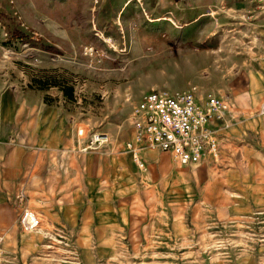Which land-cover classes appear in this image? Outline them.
Masks as SVG:
<instances>
[{"label": "crops", "instance_id": "crops-1", "mask_svg": "<svg viewBox=\"0 0 264 264\" xmlns=\"http://www.w3.org/2000/svg\"><path fill=\"white\" fill-rule=\"evenodd\" d=\"M112 2L117 21L130 22L141 0ZM146 2L138 20L153 24L150 39L167 28L169 37L187 41L205 35L208 24L209 37L226 39L219 65L227 72L225 88L204 80L201 93L225 96L232 105L223 118L210 121L218 156L182 165L168 151L146 149L142 168L124 150L133 127L101 147L83 149L87 138L78 136L64 99L12 79L9 67L0 66V232L9 264L187 262L171 248L217 245L218 236L245 222L250 200L264 198V110L257 109L264 103V7L255 0ZM66 5L73 18V0ZM221 7L232 14L224 17ZM32 9L34 20L21 14L40 57L44 48L38 44L50 40L54 51L58 23L68 19ZM214 60L201 68L215 69ZM25 206L41 218L30 232L18 223Z\"/></svg>", "mask_w": 264, "mask_h": 264}, {"label": "rangeland", "instance_id": "rangeland-1", "mask_svg": "<svg viewBox=\"0 0 264 264\" xmlns=\"http://www.w3.org/2000/svg\"><path fill=\"white\" fill-rule=\"evenodd\" d=\"M67 1L0 0V66L9 67L12 79L46 90L57 100L64 99L74 112L77 134L84 128L83 134H78L87 138L83 149L93 148L84 147L94 132L108 133L105 143L125 136L132 127L133 105L151 88L179 89L196 84L204 99V80L226 85L227 72L219 69L226 53V39L209 37L210 24L207 33L198 38L185 41L169 37L168 29L160 28V38L153 40V24L138 20L144 19V9L148 10L146 0H141L136 18L130 22L117 21L112 0H73V18L67 15ZM104 1L113 6L107 7ZM31 6H37L48 18L58 14L60 19H68L58 23L54 51L50 40L38 44L44 48L40 57L33 49L34 38H30L33 29L24 24L21 14L25 11L33 19ZM221 8L224 17L232 14ZM218 26L226 30L225 24ZM47 47L50 50L46 51ZM216 52L219 55H214ZM213 58L215 69H208V65L207 69L201 68ZM257 109L263 111L264 103ZM218 237L220 242L214 246L171 248L172 255L182 254L189 259L171 264H264V198L251 199L245 222L238 224L234 233Z\"/></svg>", "mask_w": 264, "mask_h": 264}, {"label": "built area", "instance_id": "built-area-1", "mask_svg": "<svg viewBox=\"0 0 264 264\" xmlns=\"http://www.w3.org/2000/svg\"><path fill=\"white\" fill-rule=\"evenodd\" d=\"M264 7V0H255ZM229 102L217 95H199V88L191 84L185 88H151L144 92L131 110L132 136L124 150L130 152L137 164L145 168L142 152L146 149L168 151L182 165L199 162L206 156L217 157L219 140L216 129L210 125L213 118H223ZM84 128L78 130L83 134ZM108 140L103 132H94L88 146L97 148ZM40 215L25 206L18 215L21 230L30 232L40 224ZM0 264H9L4 235L0 232Z\"/></svg>", "mask_w": 264, "mask_h": 264}]
</instances>
